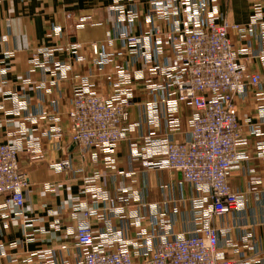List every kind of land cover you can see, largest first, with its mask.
<instances>
[{
	"label": "crops",
	"instance_id": "0c3cea01",
	"mask_svg": "<svg viewBox=\"0 0 264 264\" xmlns=\"http://www.w3.org/2000/svg\"><path fill=\"white\" fill-rule=\"evenodd\" d=\"M116 1L0 0V106H5V110L0 109V143L15 144L21 137L41 143L38 152L20 157V166L28 174L30 183L24 207L0 209V264H22L30 254L47 249L54 251L59 263L76 264L80 251L70 232L84 219V211L93 206L105 214L104 219L90 218L96 233L107 231L110 225H120L112 214V207L124 206V216H130L132 205L142 215L152 207L168 212L176 232L197 227L192 203L202 193L185 184L180 172L148 168L144 164L147 157L148 160L162 157L153 154L152 142L148 139L150 132L156 133L153 139L169 136L175 141L187 140L194 110L184 103L171 113L162 108L163 118L151 124L149 106L157 96L145 87V81L150 77L157 82L162 79L149 71L153 62L148 64L142 51L130 52L119 36L120 32L135 36L153 34L156 28L167 32L174 18L148 22L154 0H122L126 12L134 9L136 17L119 25ZM162 1L173 3L175 0ZM216 3L222 17L231 24L245 27L251 22L256 7H261L264 20V0H217ZM153 37L146 40V47L152 51ZM231 38L238 46H248L257 54L264 52L259 28L252 32L234 31ZM94 44L106 47L113 56L114 61L102 71L92 51ZM42 47L63 48L54 53L53 59L70 66L66 79L52 84L50 74L31 65L32 55ZM8 53L12 56L7 57ZM173 56L168 48L156 58L167 64ZM115 64L132 71L133 99L128 125L133 128L116 150L112 167L102 155L96 160L91 153L86 158L82 156L68 133L66 113L82 77H89L98 93L109 95L107 74L112 73ZM3 68L6 70L1 71ZM249 68L264 74L260 58L252 59ZM235 103L245 143L238 147L244 158L235 165L230 186L241 197V207L217 217L214 223L220 230L219 246L227 258L246 264H264V117L261 112L264 84L250 87ZM56 114L59 121L55 119ZM54 126L63 130L60 140L46 135ZM66 159L72 161L71 169L59 170L54 166ZM96 173L100 175L97 191L107 193L108 201L100 197L95 203L88 190L86 180ZM122 189H128L132 195L126 205L118 201ZM4 203L5 197H0V204ZM136 230L131 227L128 235H134ZM39 262L38 256L33 257L34 264Z\"/></svg>",
	"mask_w": 264,
	"mask_h": 264
},
{
	"label": "built area",
	"instance_id": "2783aa9c",
	"mask_svg": "<svg viewBox=\"0 0 264 264\" xmlns=\"http://www.w3.org/2000/svg\"><path fill=\"white\" fill-rule=\"evenodd\" d=\"M118 1V24L133 21L136 11L126 12V7L120 3L122 0ZM216 1L175 0L171 3L154 0L153 13L147 21L174 18L172 28L167 32L156 28L153 34L147 32L141 36L128 32L119 35L130 52L142 51L145 61L153 62L149 71L162 79L157 82L150 77L145 81V87L157 96L149 106L148 121L156 124L163 118L162 108L171 113L181 103L194 110L187 140L175 141L169 136L153 139L156 133L150 132L148 139L152 142L153 154L162 157L160 160L147 157L144 164L148 168L180 172L184 182L202 193L192 203L197 227L176 232L168 212L152 207L149 213L142 215L139 208L132 205L130 216H124V206L112 207V214L120 225H110L107 231L96 233L90 218L104 219L105 214L93 206L84 211V219L70 232L80 251L76 264H246L225 256L219 246L220 230L214 221L241 207V197L230 186L235 165L244 158L238 147L245 143L235 100L250 87L264 84V74L254 73L249 68V62L255 58H260L264 64V52L257 54L248 46L236 45L231 33L252 32L259 28L260 39L264 42V20L261 7H256L251 22L245 27L231 24L220 14ZM152 36L155 37L153 51L146 47V40ZM168 48L174 56L170 63L162 64L156 57ZM62 49L42 47L31 58L33 67L53 77L52 84L66 79L71 70L69 65L53 59L54 53ZM92 51L100 71L114 61L106 47L94 44ZM11 56L12 53L7 54ZM114 68L107 74L109 95L98 93L89 77H82L66 113L68 133L82 156L86 158L91 153L96 160L102 155L112 167L116 150L133 128L128 125L133 99L132 71L118 64ZM0 109L5 110V106L1 105ZM261 112L264 117V109ZM253 132H257L255 128ZM46 135L60 140L63 130L54 126ZM40 148L38 140L26 137L15 144L0 143V197H5L0 209L2 206L24 207L30 183L28 174L20 166V157L38 152ZM54 166L59 170L71 169L72 161L66 159ZM99 179L96 173L86 180L95 203L100 197L109 200L107 193L97 191ZM131 198L129 190L122 189L118 201L126 205ZM131 227L137 230L129 236ZM35 256L41 259L36 264H66L59 263L50 249L30 254L22 264H34Z\"/></svg>",
	"mask_w": 264,
	"mask_h": 264
},
{
	"label": "rangeland",
	"instance_id": "374dc122",
	"mask_svg": "<svg viewBox=\"0 0 264 264\" xmlns=\"http://www.w3.org/2000/svg\"><path fill=\"white\" fill-rule=\"evenodd\" d=\"M116 2H117V4H118L119 1L117 0ZM120 3L122 4V1H120ZM30 63H31V61H30ZM185 184H188V183H185Z\"/></svg>",
	"mask_w": 264,
	"mask_h": 264
}]
</instances>
